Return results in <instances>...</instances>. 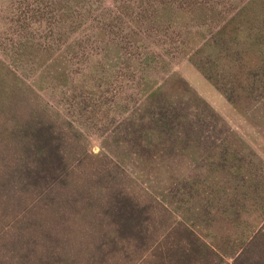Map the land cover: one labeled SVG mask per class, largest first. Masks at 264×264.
Listing matches in <instances>:
<instances>
[{"label": "rangeland", "instance_id": "1", "mask_svg": "<svg viewBox=\"0 0 264 264\" xmlns=\"http://www.w3.org/2000/svg\"><path fill=\"white\" fill-rule=\"evenodd\" d=\"M0 264H264V0H0Z\"/></svg>", "mask_w": 264, "mask_h": 264}]
</instances>
